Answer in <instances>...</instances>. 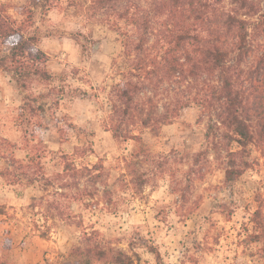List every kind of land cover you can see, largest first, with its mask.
Instances as JSON below:
<instances>
[{
  "label": "rangeland",
  "instance_id": "1",
  "mask_svg": "<svg viewBox=\"0 0 264 264\" xmlns=\"http://www.w3.org/2000/svg\"><path fill=\"white\" fill-rule=\"evenodd\" d=\"M2 1L31 7L30 0ZM154 1L132 0L144 12ZM49 3V9L33 8L28 31L39 37L48 55L39 66L51 80L33 76L22 89L11 72L0 69V133L16 144L5 155L12 150L26 160L35 153L43 167L33 184H13L1 175L9 164L0 157V264H87L70 252L84 247L85 234L92 232L104 246L123 250L135 239L149 264L157 261L144 241L158 247L162 264H264V243L248 245L246 238L253 230L255 197L264 192L260 152L253 147L258 163L227 181L225 160L210 143L219 131L207 137L211 114L191 102L158 134L143 131L149 152L138 173L146 182L137 186L125 163L136 143L118 142L104 125L111 109L109 91L128 65L126 40L132 27L113 14L101 16L107 19L102 22L88 21L69 0ZM20 9L11 10L17 19ZM9 51L0 40V55ZM186 86L169 99L191 97L195 90ZM30 134L36 150L26 145ZM77 146L86 149L83 157L75 154ZM63 154L72 155L77 165L101 161L105 182L63 175ZM176 189L187 192L186 202Z\"/></svg>",
  "mask_w": 264,
  "mask_h": 264
},
{
  "label": "trees",
  "instance_id": "2",
  "mask_svg": "<svg viewBox=\"0 0 264 264\" xmlns=\"http://www.w3.org/2000/svg\"><path fill=\"white\" fill-rule=\"evenodd\" d=\"M50 1L30 0L31 7L20 9L0 0V40L10 46L8 54L0 55V69L11 72L22 89L33 76L45 81L52 77L39 66L48 60L39 47V37L28 31L33 24V8L49 9ZM69 1L88 21L102 22L107 19L101 16L113 14L132 27L133 34L126 40L128 65L109 91L111 109L104 125L118 142L136 143L125 163L137 186L146 182L144 174L138 173L139 164L145 162L143 154L149 152L143 131L158 134L191 102L211 114L207 137L215 129L219 131L210 143L225 160L227 181L237 179L258 163L253 147L264 158V0H155L151 10L145 12L132 0ZM15 8L21 10V19L11 13ZM184 84L195 90L194 94L187 100L169 99L179 94ZM164 96L166 101L162 102ZM30 136L26 145L36 150L37 145L30 143L35 135ZM15 147L0 133V157L9 164L1 175L13 184H33L43 170L41 156L28 153L26 160L20 159L12 150L5 155ZM85 151L77 146L74 152L83 157ZM62 160L63 175L92 184L105 182L106 169L101 161L77 165L70 154H63ZM176 191L186 202L187 192ZM89 194L95 197L97 191ZM77 198L83 199L79 195ZM255 200L253 230L246 236L248 245L264 243V192H259ZM84 241L85 246L73 248L70 255L87 264H149L136 250L135 239L130 241L129 250L104 246L96 232L85 234ZM142 244L157 264H162L158 247L146 241Z\"/></svg>",
  "mask_w": 264,
  "mask_h": 264
}]
</instances>
